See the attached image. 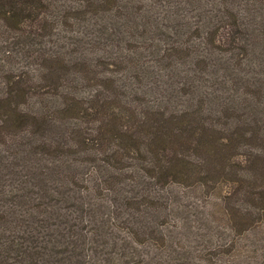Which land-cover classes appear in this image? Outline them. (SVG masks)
Segmentation results:
<instances>
[{"label":"trees","instance_id":"1","mask_svg":"<svg viewBox=\"0 0 264 264\" xmlns=\"http://www.w3.org/2000/svg\"><path fill=\"white\" fill-rule=\"evenodd\" d=\"M1 44L0 264H264V0H0Z\"/></svg>","mask_w":264,"mask_h":264},{"label":"rangeland","instance_id":"2","mask_svg":"<svg viewBox=\"0 0 264 264\" xmlns=\"http://www.w3.org/2000/svg\"><path fill=\"white\" fill-rule=\"evenodd\" d=\"M5 48V46H4V44H1L0 45V57H3V58H5L4 56H5V54H6V52H4V51H2L3 49ZM3 59L2 60H0V74L2 73V68H6V67H8V64H3ZM5 63V62H4ZM9 70H11V68H8ZM1 85H2V79H1V76H0V89H1ZM258 235H264V233H262V234H258Z\"/></svg>","mask_w":264,"mask_h":264}]
</instances>
